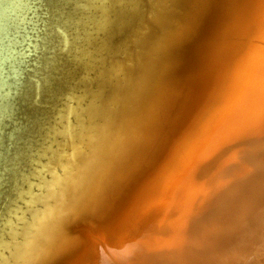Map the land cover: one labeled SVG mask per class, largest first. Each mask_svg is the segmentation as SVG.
<instances>
[{"label":"bare ground","instance_id":"obj_1","mask_svg":"<svg viewBox=\"0 0 264 264\" xmlns=\"http://www.w3.org/2000/svg\"><path fill=\"white\" fill-rule=\"evenodd\" d=\"M262 120L264 0H0V264H264Z\"/></svg>","mask_w":264,"mask_h":264},{"label":"snow or ice","instance_id":"obj_2","mask_svg":"<svg viewBox=\"0 0 264 264\" xmlns=\"http://www.w3.org/2000/svg\"><path fill=\"white\" fill-rule=\"evenodd\" d=\"M55 159L53 151L50 167ZM46 178L47 172L35 163L24 165L12 176L0 177V211L13 222L20 216H26L31 206L37 204L45 195ZM4 239L9 240L7 233L4 234Z\"/></svg>","mask_w":264,"mask_h":264},{"label":"rangeland","instance_id":"obj_3","mask_svg":"<svg viewBox=\"0 0 264 264\" xmlns=\"http://www.w3.org/2000/svg\"><path fill=\"white\" fill-rule=\"evenodd\" d=\"M263 121H264V120H262V122H263ZM260 123H261V122H260ZM262 124H264V123H262ZM262 126H263V125H262ZM262 126H260V128L258 129V132L255 134L256 136H254V137H250V138L247 139V141H245V142H247V144H250V143H249L250 141H254L255 139H257V136H259V137L261 138V135H260V134H263V135H264V131H263L264 126H263V127H262ZM258 133H259V134H258ZM263 135H262V138H264ZM251 138H252V139H251ZM262 138H261V139H262ZM261 139H260V140H261ZM257 140H259V139H257ZM255 141H256V140H255ZM245 142H244V143H245ZM244 143L242 144L243 146H244ZM251 143H252V142H251ZM245 144H246V143H245ZM247 144H246V145H247ZM242 145L240 146V148L242 147ZM247 146H248V145H247ZM244 147L246 148V146H244ZM242 148H243V147H242ZM242 148H241V149H242ZM245 148H243L242 150H245ZM240 151H241V150H240ZM243 152H244V151H243ZM243 152H241V153L238 152V153L236 154L237 156H235L234 159H233L232 157H229V163L226 164L224 168H226L227 165L230 167V166L232 165L233 160H236V158H237V160H238V159L241 157V154H243ZM238 154H239V155H238ZM238 157H239V158H238ZM230 158H231V159H230ZM231 160H232V161H231ZM230 161H231V163H230ZM236 162H237V161L234 162V164L232 165V167L235 165ZM240 164H241V166H242V165L246 164V162H245L244 160H241ZM260 164L263 165L262 167H263V169H264V161H263V162H260ZM228 166H227V168H228ZM227 168H226V169H227ZM221 171H222V175H223V174L225 173L226 170H225V171H224V170H221ZM236 172H237V171H235L234 173H236ZM240 173H241V171H238V174H240ZM206 217H207V216H206ZM192 236H193V237H190V238L187 240L189 243H190L191 241H194V236H195V235H192ZM221 259H222V258H221ZM219 262H220V263L223 262V259H222V261L219 259ZM219 262H218V263H219Z\"/></svg>","mask_w":264,"mask_h":264}]
</instances>
